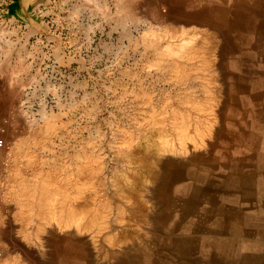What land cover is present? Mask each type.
<instances>
[{
  "label": "rangeland",
  "instance_id": "1",
  "mask_svg": "<svg viewBox=\"0 0 264 264\" xmlns=\"http://www.w3.org/2000/svg\"><path fill=\"white\" fill-rule=\"evenodd\" d=\"M98 2L99 4L95 5L86 0H47L46 3L36 6L29 12L27 26L26 20L13 18L12 12L7 8L10 0H0V140L3 142L0 146V204L2 203L0 215L2 214V217L6 215L4 219L0 217L2 225V227L0 225L2 229L0 241L2 239L5 241L4 238L7 241L10 236H4L9 235L8 233L12 234L9 239L12 242H15L17 237L16 245L20 242L22 245H27L23 242L24 238L25 241L29 240L27 250H24L30 256L31 264L67 263L62 259L59 240L49 242L52 239L50 238L45 243V235H42L43 251L32 246V241H39L34 233L37 220H33L34 223L16 220L14 217L18 209V200L15 195L17 187L13 157L16 156L14 151H17L18 143L25 141V146L30 145V151L34 150L35 160L33 159L31 163H26V157L18 151L20 154L18 158L16 157L17 163L20 164L19 171L21 174L23 172L24 177H30L29 174L34 171L39 175L46 171L52 177L57 174V178L65 177L66 181L62 179L64 181L62 183H68V202L80 205L84 203L83 200H88L90 212H94L101 200L109 201L112 206L113 202L119 203L122 199L116 193L118 185H125L126 178L133 176V165L127 162L124 155L126 146L122 143L129 139L136 140L140 144L138 148H141L146 142L144 136L151 135L155 139L154 129L152 130L148 122L150 116L163 110L166 117H169L172 111L176 110L172 108L176 104L178 105L175 106L176 112H186L185 108L188 110L189 105L181 103V99L177 101L176 98L182 97V92L187 88L198 93L196 95L200 97L201 105L211 95L205 92L208 89H202L205 85L202 81H205V76L201 80L197 79L199 77L195 78L196 80L191 77L193 80L190 78L189 82L181 85L167 70L150 66L149 62L154 58L155 52L152 51L153 48H147L142 43L145 39L143 37L145 27L151 26L154 29L153 34L156 32L157 35H161L160 29L166 28L170 20L175 24L174 20H178L176 24L178 26L185 21L189 23L187 20L191 22L193 17L195 21L205 22L203 25L204 22L192 21L198 26H209L212 30L218 27V30L215 29L218 31L216 35L219 39L218 50L215 53L218 63L217 74H219L216 91L220 93L222 107L217 113L215 126L217 131L221 127L222 108L223 115L228 117L229 121L226 127L224 124L223 132L217 140L212 137L213 132L210 137H205L202 146L191 148L186 154L177 156L187 163L186 175L177 183L174 191L171 187L164 197L154 201L149 199L148 211L145 214L146 221L142 220L141 218L144 217L141 216L138 217V224L125 225L122 228L132 233L126 243H123L119 249L111 250L108 243L99 237V251L101 253L113 251L122 256L123 247L143 246L145 243L151 249L150 242L157 238L156 230L166 218L164 209L169 208L170 205L174 206L177 200L186 204L185 201L190 198L193 189L196 193L204 194L206 203L210 204L208 201H212L210 206L202 209L204 220L212 222L205 236V240L210 241V237L219 234L222 216L220 197L224 193L236 192V187L228 184L229 181L224 177L220 181L212 178L214 171L222 168V164L215 161L220 155L219 143L230 141L232 130L235 135L243 132L241 139L250 140L251 148L247 152L258 156L264 151V0H99ZM127 3L129 6L137 5V14L133 18L126 17L124 10L122 13L116 10L122 7V4L128 6ZM14 8L22 16L19 8L17 6ZM177 16L180 19L176 18ZM181 105L185 108L183 109ZM167 110L171 112H166ZM201 114L204 116L203 113ZM46 116L50 117V120H46ZM48 122L51 127L53 126L52 130L50 124L46 126ZM45 127L50 129L47 128L46 132ZM17 129L21 132H17L18 136ZM11 130L13 133L15 131V134ZM41 130L46 135H41V132L39 133ZM35 133L38 135L36 136ZM28 137L30 140L27 145ZM194 153L200 154L201 164L204 165L205 172L202 175L205 176L198 177L200 180L191 177L192 171L200 175L197 170L189 168L193 163L190 162V157ZM209 159L215 162L208 163ZM254 162L257 164L258 159ZM86 163L98 168L93 169ZM31 164L36 167L35 170ZM77 164L84 166L86 164L88 166L85 167L91 169L88 174L84 173L86 177L78 171L82 167L78 165V168ZM38 167L44 172L38 170ZM10 178L12 181L15 179V183ZM186 179L191 182L187 183ZM201 180L205 186H196V182ZM182 185H188L189 190L186 193L180 191ZM77 190L81 192L79 197L86 195L81 198L82 200H78V196L75 197ZM199 190L201 191L198 192ZM174 194H177V199ZM148 195L150 197L149 193ZM259 207L257 205V208ZM112 210L105 213L113 224L115 210ZM253 219L262 223L264 216L259 213L257 216L249 215L244 218L245 221ZM5 224L8 226L11 224L13 228ZM5 227L9 228V232L5 231ZM18 229L20 231L16 232ZM22 229L25 230L22 232ZM256 232L258 236L261 235L258 233V226ZM25 233L30 237L32 235L31 239L28 235L26 237ZM9 240L8 243L13 245ZM217 241L218 238L212 243L215 249L219 248ZM170 242L174 243L175 240L171 239ZM90 245L88 246L90 262L83 261L82 264H117L116 258L119 255L115 258L111 253L102 260L97 258L98 254L94 252L95 250L92 251V243ZM9 246L4 250L10 249ZM0 248V262L3 260L1 264L15 262L11 260L15 258L16 253L12 251L10 256L11 252L7 251L9 253L7 258L8 253L5 256L2 252L3 245L0 244ZM259 250L260 248L257 249Z\"/></svg>",
  "mask_w": 264,
  "mask_h": 264
},
{
  "label": "bare ground",
  "instance_id": "2",
  "mask_svg": "<svg viewBox=\"0 0 264 264\" xmlns=\"http://www.w3.org/2000/svg\"><path fill=\"white\" fill-rule=\"evenodd\" d=\"M86 1L87 2L90 1V3L92 2L95 5L99 4L98 2L99 0H86ZM31 2L32 0H20L18 2L17 7L21 11L22 15H25L24 12L26 10V7ZM124 4H122V7H119V9L116 10H120L121 13L122 10H124L126 17L129 16L133 18L137 14V5L136 4L132 5L129 3L130 4L129 6L127 3L128 6H126ZM116 8H118V5L116 6ZM176 18L180 19V17L178 16ZM187 18H189L188 15ZM193 19L194 17L191 19V22L190 20H187L189 21V23L181 19L183 22L185 21L186 23L184 22L182 24H179L178 26H176L178 20L177 21L174 20L176 24L171 22L173 20H170L166 28L160 29L162 31L161 35H157L158 33L156 34V32H155L156 35L153 34L152 32H154L153 31L154 29L151 26L145 27V30L143 32V37L145 39L142 40V43L147 48L148 47H150L151 49L153 48L152 51L155 52L154 53L155 56L153 55L154 58L151 60V62H149L150 66H154L156 67V69L161 68L167 70L169 74L176 81L178 80L177 83L181 85H184L191 77L194 78V80H196L195 78L199 77L200 79L199 78L197 79L201 80L203 79V76H205L206 77L205 81L204 80L202 81L205 83L207 87L205 88V85L202 84L204 85V88L202 89L205 90L208 89L205 92L211 93V95L209 94L210 96L207 98L206 102H204L203 105H201L199 103L200 97L198 98V95H196L198 93H195V90L187 88V90L185 91L183 90L184 92L180 91L182 92L183 96L180 98H176L177 101L178 99H181L182 101L181 103H185L186 105H189L190 108L187 110L185 106L181 105L182 108L183 107L185 108L186 112L184 111V113L183 112L180 113L179 110H178L179 112H176L177 108H175V106L178 107V105L176 104L172 106V108L174 107V109L176 110H174V112L172 111L169 117L168 116L166 117V115L162 112L163 110L162 111L159 110L160 113L157 114L155 113L156 115L152 114L148 122L152 130L154 129L156 136L155 139H153L151 135L144 136L143 139H145L146 142L143 143L141 148H138L140 144L136 140H134L135 141L134 142L132 139H129V141H126L124 139L125 141L122 143L123 145L126 146L124 155L127 159V162L133 165L132 166L133 176H129L126 178L125 185L124 184L122 186L118 185L116 193L120 195L122 199L119 203L113 202V206H112V204L109 201L101 200L99 201L98 207L94 212H90V206H89L90 203H88V200H83L84 203L80 205L77 203H69L68 202L69 189H67L68 183L67 184L62 183V181L65 180V177L61 179L59 177L57 178L56 176L58 174L55 175V177H52L46 171L45 173L43 169L40 170L38 167V170L44 172L39 175L34 171L36 168L33 167L34 164L33 165L31 164L32 167L34 168V170L32 169V171L34 172L33 173L31 172V174H29L30 177L26 178L24 177V175H22L23 172L22 174L20 173L19 169L21 170V167L18 166L20 164L17 163V158H18L17 156L18 154H20L18 153V151H21L24 157H26L27 159L26 163L28 162L31 163V161L33 162L35 160L34 159L35 156H34V150L30 151L31 148L30 145H28V140H30L29 137H28L29 139L27 138H26L27 140L25 139L27 141V145H28L27 147L25 146L26 145L25 141L18 143L19 146L16 145L18 147L17 151L16 150L14 151L16 156L15 157L12 156V157H13V169L15 171L14 175L16 176L15 182H16L17 191L15 190L16 191L15 195L18 200V205H17L18 209L16 210L14 217L16 218V220L17 219L26 220L27 222L37 220L38 223L35 224L36 232L34 233L36 235V238H39V241H35V242L32 241L31 243L32 246L34 245L36 248L43 251L44 245L42 244L43 241L41 242V239L43 238L42 235H45L44 236L45 240L43 239L45 243L48 242L50 238L52 239L49 242H52L53 240L54 241L59 240L62 259L64 260V262H66L67 264H82L83 261L86 263L90 262V251L88 249L89 248L88 246L92 243L93 248L91 249L92 251L95 250L94 252H97L99 256L98 257L97 254L95 253L96 254L95 256H97V258H101L102 260H105V258H107V256H109L112 253L115 255V258L119 255V257L116 258L117 264H134L133 262L136 260L137 257L136 254L139 253V252L135 253V251H137V249L140 248L141 246L136 245L127 248L123 247L124 251L122 252L123 253L122 256H120V254H117L113 251H110L109 253V251L103 250L104 252L101 253L98 249L99 237H102V239L106 241L105 243H108L111 250L116 248L119 249L123 243H126L128 237L131 236L132 234V233H128L127 231H124L122 228L125 225L138 224V217L141 216L144 217L141 219L146 221L147 217L145 214L148 211L147 204L149 202V199L154 201L161 197H164V195H166V191H168L169 188H171L174 183H178L182 179V177L186 175L185 166L187 163L181 159H178L177 156L186 154L188 151H191V148L195 149L199 146H202L205 137H210L213 132L214 135H212V137L215 139L217 137V127H215L217 125L216 123L217 113L218 111H220V108L222 107L220 93L216 91L217 89L216 82L219 74H217L218 63L216 61L215 53H217L218 50L217 48L219 45L217 40L219 41V39H217V35H216L218 34L216 33L218 31H215V29H217L218 27L216 28L214 26L215 29L212 30V28H210L209 26H202V25L198 26L196 25V23L192 22L195 21ZM195 22L202 23L204 21L199 22L196 20ZM26 23L28 26V20H26ZM187 24L189 26H187ZM203 25H205V22L203 23ZM159 39H162L163 41H160ZM8 43L9 41H7V44ZM198 70H200V72ZM198 72L202 75L198 76L197 75L199 74ZM209 85L210 86L213 85V87H209ZM205 92L203 91V93ZM168 111L170 110H167L166 112ZM201 113H203L204 116H202ZM46 117H47L46 120L48 119L50 120V117L48 116ZM50 123L52 124L51 121ZM50 123L48 122V125L46 124L45 125L49 126ZM19 126H21V124ZM52 127L51 129L49 127H45L46 129L44 131H46L47 128L52 130ZM18 129L16 133L20 130ZM42 130L39 131V133L41 132V135L43 134ZM8 131H10V129H8ZM37 133H35L36 136L38 135ZM13 134H15V131ZM18 134L19 133H17V136ZM43 138L44 137H42V139ZM37 139L38 138H36V140ZM29 142L31 143V141ZM39 142L38 144H40ZM32 143L34 144V142ZM167 155H171V156H167ZM20 157L22 156L20 155ZM190 158H191L190 162L202 161V158L200 157L199 153H194L193 155H191ZM86 164L85 166H88ZM78 165L79 164H77L76 166L78 167ZM91 165L89 164V167H93ZM79 166L82 168L85 167L82 164ZM89 167L88 168L85 167L84 169L82 168L80 169L78 167L79 169L78 168L77 169L81 174L83 173L84 175V173L88 174V172L91 171ZM96 167H93V169ZM93 169L92 172L94 171ZM75 176H77V174ZM10 179L12 181V178ZM14 180L12 181L13 183H15ZM70 187L71 186H69V188ZM186 187L187 185H182L180 188H186ZM88 189H90V187ZM72 193L74 194V192ZM148 193L150 194V197ZM79 195H81V192L77 190L75 197L78 196V200H82L83 197L86 196L84 195L83 197L82 196L79 197ZM75 201L76 200L74 199V202ZM187 206L189 207V204ZM112 207L114 208L113 210H115L113 224L111 223L110 218H108V215L105 213L106 208L108 209L106 212H108L109 210L110 211L112 210ZM5 216L6 215L2 217V214L0 215V217H2L3 219L5 218ZM23 223L25 222L23 221ZM8 225L5 224V226ZM10 226L8 227L10 228ZM31 227L32 226H30V228ZM8 229H6L5 227V231L7 230V232H9ZM0 230L2 229L0 228ZM23 230L25 229H22L21 231L23 232ZM18 231H20V229L16 230V232ZM3 232L2 234H4ZM8 234L9 235L4 234L5 235L4 237L10 236L11 238L12 234L11 233ZM25 234L27 237L28 234L27 233ZM61 237L64 239L62 240ZM10 238H8V240ZM4 239L5 241L2 239L3 243L2 240L0 241V244L3 245L4 247L2 250L3 255L7 254L8 252L9 253L11 252L10 256H12L11 255L12 251L16 253L15 258L13 260L10 259L12 262L15 261L12 264H31V261L29 259L30 256L24 250V249L27 250L26 246L29 245L30 243L29 240H27V238H26L27 241H25V238L23 241L24 243L27 244V245L24 244L25 246L20 244L21 243L20 241H22L23 239L19 240L20 243L19 244L17 243L18 245H16L15 242H17L16 241L17 237L15 239V242L9 240V242L11 241L13 245H10L11 243L9 244L8 240L6 241V238ZM4 242H7V244H5ZM6 246H9L10 249L7 248L6 250H4ZM9 253L7 254V256L5 255L7 258H9ZM144 253L145 252H142L141 254ZM95 256L94 258H96ZM2 262L3 260L0 262V264ZM4 264H6V262Z\"/></svg>",
  "mask_w": 264,
  "mask_h": 264
},
{
  "label": "crops",
  "instance_id": "3",
  "mask_svg": "<svg viewBox=\"0 0 264 264\" xmlns=\"http://www.w3.org/2000/svg\"><path fill=\"white\" fill-rule=\"evenodd\" d=\"M223 113L222 108L221 127L217 131L216 140L222 134L224 124L226 127L229 121ZM241 134L235 135L231 130V140L219 143L220 155L215 160L222 164V168L214 171L212 178L220 181L224 177L229 181L228 184L236 187V192L224 193L220 197L222 216L218 236L210 237L208 242L205 240L212 222L204 220L202 209L210 206L212 201H208L210 204L206 203L204 194L196 193L193 189L186 204L177 200L174 206L164 209L166 218L156 230L157 238L150 242L151 249L145 243V248L141 245L135 251L139 253L136 254L138 258L136 257L134 264H264V220L262 223L257 222V219L244 220L249 215L257 216L261 213L264 216V151L258 156L247 152L251 148V142L241 139ZM257 159L256 164L254 160ZM215 161L209 159L208 163ZM189 168L200 172V175H196L192 171L191 177L200 180L198 177L205 176L202 175L205 171L201 162L193 161ZM185 181L191 182L189 179ZM196 186L204 187L205 183L201 180L196 182ZM176 187L177 183H174L172 190ZM179 189L185 193L189 190L188 185ZM174 197L177 199V194ZM257 205L260 207L257 208ZM233 218H236L235 221ZM257 226L261 237L256 232ZM216 238L218 249L212 246ZM171 239L175 242L171 243ZM142 252L145 253L141 254Z\"/></svg>",
  "mask_w": 264,
  "mask_h": 264
},
{
  "label": "water",
  "instance_id": "4",
  "mask_svg": "<svg viewBox=\"0 0 264 264\" xmlns=\"http://www.w3.org/2000/svg\"><path fill=\"white\" fill-rule=\"evenodd\" d=\"M20 0H10V4L7 6V8H8V10L10 11V12H12V15H13V18L14 17H16V18H20V19H23V20H27V16H29V12L31 11V10H33V8H35L36 6H38V5H40V4H44V3H46L47 2V0H32V2L31 3H29L28 5H27V7H26V10H25V15H22L21 16V14H19L16 10V8H14V7H16L17 6V4H18V2H19ZM16 9V10H15Z\"/></svg>",
  "mask_w": 264,
  "mask_h": 264
},
{
  "label": "built area",
  "instance_id": "5",
  "mask_svg": "<svg viewBox=\"0 0 264 264\" xmlns=\"http://www.w3.org/2000/svg\"><path fill=\"white\" fill-rule=\"evenodd\" d=\"M2 145V141L0 140V146Z\"/></svg>",
  "mask_w": 264,
  "mask_h": 264
}]
</instances>
